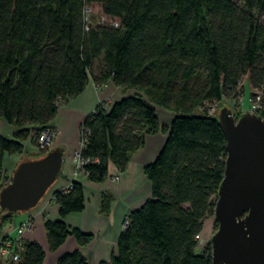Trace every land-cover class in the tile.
Instances as JSON below:
<instances>
[{
  "label": "trees",
  "instance_id": "trees-1",
  "mask_svg": "<svg viewBox=\"0 0 264 264\" xmlns=\"http://www.w3.org/2000/svg\"><path fill=\"white\" fill-rule=\"evenodd\" d=\"M94 5L108 22L91 17L86 29L85 11ZM245 76L251 96L262 95L264 118V0H0V119L17 127L12 139L0 134V190L10 179L3 176L7 154H22L26 140L37 145L89 81L113 82L125 96L100 103L81 124L85 177L103 183L111 165L127 169L147 135L168 137L144 167L152 197L127 215L110 263L101 264H212L211 248L199 252L197 237L214 216L227 140L209 108L236 99ZM157 108L175 113L170 126ZM53 200L61 218L45 220L50 251L70 235L88 245L94 234L63 220L85 209L83 182L55 191ZM113 202L102 193L99 212L109 215ZM15 215L0 212V234ZM45 256L27 240L22 259L7 264H42ZM57 264L88 261L74 250Z\"/></svg>",
  "mask_w": 264,
  "mask_h": 264
},
{
  "label": "crops",
  "instance_id": "crops-1",
  "mask_svg": "<svg viewBox=\"0 0 264 264\" xmlns=\"http://www.w3.org/2000/svg\"><path fill=\"white\" fill-rule=\"evenodd\" d=\"M124 96V92L113 82L97 87L91 80L81 95L59 108L51 123L56 132L52 148H61L64 153L63 171L36 208L17 213L11 223L3 228V233L14 235L15 224L21 225L31 220L33 227L26 232L25 237L28 241L37 242L45 250L46 256L42 264H57L63 253L74 250L81 251L88 264L110 263L127 215L152 197V185L145 175L144 167L156 159L166 142L168 132L147 135L145 146L132 156L127 169L119 172L114 165H111L109 177L105 182H91L85 176L76 179L82 181L85 186V209L80 213L69 214L63 220L69 226L79 228L84 233L94 234V239L88 245L81 246L76 238L70 235L59 249L50 251L44 223L46 219L55 221L61 218L53 194L57 190L67 188L74 181L73 154L82 148L81 124L100 103L111 104ZM157 115L160 122L166 126H170L175 117V113L161 108H157ZM16 131V126L0 119L1 135L12 139ZM30 142L31 140L24 142L22 154L5 156L3 161L5 180L12 177L16 166L28 151L35 152L30 148ZM104 192L114 196L111 212L107 216L99 212L101 195ZM0 264L7 263L0 259Z\"/></svg>",
  "mask_w": 264,
  "mask_h": 264
},
{
  "label": "water",
  "instance_id": "water-1",
  "mask_svg": "<svg viewBox=\"0 0 264 264\" xmlns=\"http://www.w3.org/2000/svg\"><path fill=\"white\" fill-rule=\"evenodd\" d=\"M218 120L227 159L214 212L218 229L211 238L212 264H264V118L247 111L236 119L223 108ZM64 160L60 148L22 159L0 190V212L36 208L63 171Z\"/></svg>",
  "mask_w": 264,
  "mask_h": 264
},
{
  "label": "built area",
  "instance_id": "built-area-1",
  "mask_svg": "<svg viewBox=\"0 0 264 264\" xmlns=\"http://www.w3.org/2000/svg\"><path fill=\"white\" fill-rule=\"evenodd\" d=\"M89 8L85 11V20H86V29H88V25L91 22V16H89ZM99 23H107L108 19L106 16H100ZM114 26H118V22H112ZM249 108L247 111L251 113L258 114L262 107V95L260 93L255 96H251L249 100ZM232 114L236 119L239 118L237 111L234 109L231 110ZM246 111V112H247ZM243 112V111H242ZM54 136V129L51 125L45 127L40 131L38 136V144L34 146L35 151L46 150L48 146H50L52 139ZM83 145V140H82ZM81 150V149H80ZM80 150H76L73 154V177L76 180L80 176H85L83 166L85 163L89 161V159H85L81 156ZM11 178L9 179V182ZM6 182V181H5ZM71 182L67 188L63 190H69L72 188ZM128 221L125 219L123 227H127ZM33 227V223L31 220L25 221L21 225L15 224V234L12 235L10 233H2L0 234V259L4 260L6 263H17L22 259V254L26 251V232L31 230ZM123 228V229H124ZM198 235V240H199Z\"/></svg>",
  "mask_w": 264,
  "mask_h": 264
},
{
  "label": "rangeland",
  "instance_id": "rangeland-1",
  "mask_svg": "<svg viewBox=\"0 0 264 264\" xmlns=\"http://www.w3.org/2000/svg\"><path fill=\"white\" fill-rule=\"evenodd\" d=\"M100 15H101V9L99 5H94L89 10V16H91L94 19L98 18ZM238 89H239V95L236 99H233L232 101L226 98L222 99L216 104H213L212 106H210L209 113L219 118L220 112L223 108H228L229 110L234 109L235 111H237L238 115H241L244 112H246L250 106L249 100H250L251 92H252V88L250 86L248 76H245L242 78ZM55 135H56V132L54 131L53 139L55 138ZM53 139H52L50 146H48L49 149H52ZM30 144H31L30 148L34 149V145H33L34 143H32L31 141ZM30 152L31 151H28L25 155L29 154ZM203 227L204 228L199 236V245L197 249L199 252H202L208 247L211 248V238L218 229V222H216V219L214 216H211L205 220Z\"/></svg>",
  "mask_w": 264,
  "mask_h": 264
},
{
  "label": "bare ground",
  "instance_id": "bare-ground-1",
  "mask_svg": "<svg viewBox=\"0 0 264 264\" xmlns=\"http://www.w3.org/2000/svg\"><path fill=\"white\" fill-rule=\"evenodd\" d=\"M209 227V226H208Z\"/></svg>",
  "mask_w": 264,
  "mask_h": 264
}]
</instances>
